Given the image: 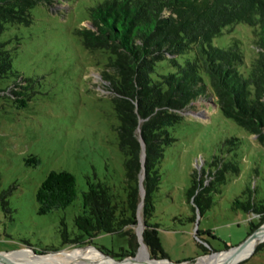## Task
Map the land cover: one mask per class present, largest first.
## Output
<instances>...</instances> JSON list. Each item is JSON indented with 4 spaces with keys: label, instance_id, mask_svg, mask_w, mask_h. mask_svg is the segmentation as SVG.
Here are the masks:
<instances>
[{
    "label": "rangeland",
    "instance_id": "374dc122",
    "mask_svg": "<svg viewBox=\"0 0 264 264\" xmlns=\"http://www.w3.org/2000/svg\"><path fill=\"white\" fill-rule=\"evenodd\" d=\"M100 1L58 0L48 7L38 5L31 10L29 26L11 30L19 42L12 67L28 79L25 84L34 93L26 107L0 113V256L29 250L34 256L47 255L58 262L64 252L91 248L70 241L82 234L74 224V217L83 213L82 193L101 181L123 195L124 156L118 149V119L109 84L99 75L107 58L85 50L75 33L88 25L85 8ZM252 30L244 23L226 26L211 44L226 48L232 39H238L249 63L255 56ZM205 105L198 103L182 112L186 117L172 129L176 140L165 147L158 165L160 184L149 222L158 224L161 246L172 264H194L220 254L216 252L227 250L226 246H238L249 235V215L236 208L234 201L244 200L243 190L254 185L255 198H264V146L218 109ZM230 137L239 139L231 152L239 171L212 195L210 209L190 221L193 211L185 191L191 175L201 165L207 168L213 157L225 159L224 141ZM51 170L75 176L76 197L64 209L39 215L35 192ZM138 221H142L141 213ZM137 230L138 224L132 238L135 257L141 245ZM91 243L92 249L109 256L128 247L123 237L103 232L92 237ZM198 243L209 250L207 254ZM11 261L19 260L13 257ZM242 262L264 264V241L237 264Z\"/></svg>",
    "mask_w": 264,
    "mask_h": 264
},
{
    "label": "trees",
    "instance_id": "16d2710c",
    "mask_svg": "<svg viewBox=\"0 0 264 264\" xmlns=\"http://www.w3.org/2000/svg\"><path fill=\"white\" fill-rule=\"evenodd\" d=\"M55 1L0 0V113L26 107L34 93L25 84L28 79L12 67L19 42L11 30L29 26L34 7H48ZM85 11L88 25L75 33L85 50L107 58L99 75L112 93L125 180L123 195L101 181L82 193L83 213L74 217L82 234L70 241L91 245L98 233L116 234L128 247L108 254L113 258L134 256L132 238L141 213L142 241L150 257L167 259L158 224L150 223L149 218L160 184L158 165L165 147L176 140L172 129L186 117L182 112L198 103L206 104L207 109L212 106L264 146V0H102ZM237 23L253 29L255 56L249 63L238 39H232L226 48L211 44L223 28ZM224 144L225 159L213 157L207 168L201 165L191 175L185 191L193 211L190 221L210 209L212 195L239 171L235 153H231L239 139L230 137ZM30 159L38 161L35 156ZM141 174L144 195L138 211ZM255 189V185L245 187V199L234 201L236 208L249 215L248 234L264 223V198L257 200ZM75 197V176L51 170L35 192L37 213L64 209ZM1 204L7 209L5 200ZM198 235L196 229L195 237ZM198 246L203 254L208 253L205 246Z\"/></svg>",
    "mask_w": 264,
    "mask_h": 264
},
{
    "label": "bare ground",
    "instance_id": "6f19581e",
    "mask_svg": "<svg viewBox=\"0 0 264 264\" xmlns=\"http://www.w3.org/2000/svg\"><path fill=\"white\" fill-rule=\"evenodd\" d=\"M141 228V223L138 224V229ZM264 238V224L255 232L252 240L238 249L228 250L225 253L206 256L194 264H235L237 261L250 253L256 245ZM17 260L12 262V258ZM0 261H8L9 264H167L164 261L150 260L147 256V251L141 243L139 247L138 257H128L123 262L117 263L110 258L103 256L97 250L87 248L84 250H74L63 253V259L54 261L49 256H34L29 250H20L13 253L0 256ZM170 264V263H169Z\"/></svg>",
    "mask_w": 264,
    "mask_h": 264
},
{
    "label": "water",
    "instance_id": "95a60500",
    "mask_svg": "<svg viewBox=\"0 0 264 264\" xmlns=\"http://www.w3.org/2000/svg\"><path fill=\"white\" fill-rule=\"evenodd\" d=\"M139 141H140L141 145L143 146V143H142V140H141L140 137H139ZM143 156H144V152H143V149H142V153H141V161H143ZM142 178H143V175L141 174V175H140V178H139V179H140V182H139V190H140V195H141V201H140L139 206H138V211L141 209L142 204H143L144 190H143L142 185H141V180H142ZM142 228H143V226H142V223H141V228L137 230V234H138V242H139V244L143 243L144 247L146 248V245H145L144 242L142 241ZM258 228H259V227H258ZM258 228H257V229H258ZM257 229H256V230H257ZM256 230L253 231L252 233H250V234L248 235V237H247L243 242H241L238 246L230 247V248H228L227 250H221V251H218V252H216V253H225V252H227L228 250L238 249V248L243 247L245 244L249 243V242L252 240V237H253V235L255 234ZM262 241H264V238H263ZM85 247H92V246L88 245V246H85ZM82 248H84V247H82ZM92 248H94V247H92ZM254 249H255V247H254ZM254 249H253V250H254ZM253 250H252V251H253ZM252 251H251V252H252ZM98 252H99L100 254H102L103 256H106V257L110 258L112 261L117 262V263H121V262H123V261L126 259V258H124V259H121V260H117V259H115V258H113V257H111V256H109V255H107V254H105V253L102 252V251H98ZM251 252H250V253H251ZM209 255H210V254H209ZM248 255H249V254H248ZM248 255H246L245 257H243V258L240 259L239 261H237L235 264H237L238 262H240V261H242V260H245V259L248 257ZM203 256H205V255H202L201 257H203ZM130 257L133 258V257H135V255H134V256H130ZM149 259H150V260H155V261H166V262L170 263L167 259H154V258H149ZM170 264H172V263H170Z\"/></svg>",
    "mask_w": 264,
    "mask_h": 264
}]
</instances>
